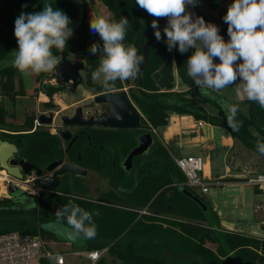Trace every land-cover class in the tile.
<instances>
[{
	"label": "trees",
	"instance_id": "1",
	"mask_svg": "<svg viewBox=\"0 0 264 264\" xmlns=\"http://www.w3.org/2000/svg\"><path fill=\"white\" fill-rule=\"evenodd\" d=\"M98 1L110 11L109 17L112 19L119 21L122 16L128 19L125 45H135L139 50L144 30H149L154 37L143 71V91L129 88L130 97L141 113V124L137 129L88 126L86 133H80L70 147L65 148L56 134L43 130L41 125L33 133H4L14 139L18 155L30 162L45 168L55 159H66L84 169L92 170L107 181L109 188L99 191L97 198H91L87 195L89 187L85 183V177L66 174L61 177L59 188L43 197H27L24 202L19 200L18 195L2 198L0 234L18 231L39 236L46 241H56L51 233L40 228V224L56 220L55 211L72 200L94 213L93 220L97 226L95 239L86 240L85 248L75 250L90 251L107 247V254L120 260L121 264H264V239L221 228L216 212L204 196L186 184V177L175 164L172 150L162 144L155 134L152 133L154 143L148 152L134 157L129 171L122 166L124 158L137 144L138 135L166 125L169 112L191 115L196 120L226 128L234 139L264 158L256 148L258 141L264 143V108L257 102L241 100V104L248 106L247 112L239 108L236 119L242 124L238 131H233L227 124L225 111L218 103L219 99H226L218 93L212 94L217 97L215 100L202 95L194 81L188 77L186 62L192 53L191 49L183 54L178 48L171 51L177 75L188 88L176 91L173 90L174 85L170 89L158 86L154 74L164 64L169 53L163 34L164 27L158 22L162 39L157 41L151 27L152 16L141 9L136 0ZM46 4L64 11L72 21L70 27L73 29V36L67 41L62 53L53 49L54 54L61 56V60L69 54L84 56L83 73L86 84L95 92L109 93L102 88L101 82L92 81V72L99 65V55L91 54L89 49L93 43L102 45V40L98 34L90 31L89 20L94 18L86 0H0V96L14 101L17 96H35L38 91L52 96L63 90L59 84L43 82L44 78H55V72H52L33 75L35 86L27 93L21 73L10 63L7 67L4 66V61L10 62L12 52L18 48L14 36L15 19L21 12L41 11ZM218 4L219 0H198L194 7L195 14L203 17L206 23H213L205 16L202 8L212 9ZM79 10L81 16L72 27ZM1 19H5L10 31L2 26ZM218 27L220 35L228 34L227 26ZM147 38L148 34H145L144 42ZM132 84L138 86V75L134 80H118L112 91L117 92L124 85L130 87ZM191 93L214 107L217 112L213 114L204 106L198 105ZM45 106L54 107L51 103H45ZM7 114L8 110L1 103V124H5ZM34 120L35 114H25L21 123L24 130L32 129ZM223 180L246 181L247 178ZM183 188L197 196L205 209L185 194ZM19 194L25 195L23 191ZM73 197L78 199L73 200ZM33 201L35 206L29 207ZM144 207L153 214L140 215L137 210ZM63 223L67 224L66 220ZM166 223L168 226H164ZM206 241L214 244L215 250L206 246ZM39 264L55 263L50 259L40 258ZM95 264H108V261L101 256Z\"/></svg>",
	"mask_w": 264,
	"mask_h": 264
},
{
	"label": "clouds",
	"instance_id": "2",
	"mask_svg": "<svg viewBox=\"0 0 264 264\" xmlns=\"http://www.w3.org/2000/svg\"><path fill=\"white\" fill-rule=\"evenodd\" d=\"M136 4L154 17L151 27L157 41L162 39L159 19H166L163 28L169 52L178 48L181 54L194 49L187 58V75L204 96L217 99L213 93L222 94L225 88L235 86L241 99L254 101L264 108V0H233L223 16L227 24V41L220 35L219 27L205 22L201 16L187 11V5L195 7L198 0H136ZM143 22V21H142ZM72 21L62 10L46 4L41 11L21 12L14 21V36L18 48L12 52L9 63L23 76L57 71L67 41L73 36ZM90 31L98 34L102 45L93 43L90 53L99 55V65L92 72L94 80L111 92L116 82L134 80L143 62V56L135 45H125L128 19L119 21L98 16L89 20ZM73 57V61H74ZM218 59L219 62H216ZM225 111L228 126L238 131L242 122L236 119L239 105L219 99ZM117 118H119L117 114ZM259 154L264 155V143L257 142ZM30 195H36L33 190ZM21 202L27 196L17 194ZM62 195V193H57ZM78 199V197H73ZM35 206V202L29 207ZM98 215V213H95ZM93 212L87 211L72 200L55 211L58 222L66 220L73 239H95L97 226ZM97 257L93 256L95 260Z\"/></svg>",
	"mask_w": 264,
	"mask_h": 264
},
{
	"label": "rangeland",
	"instance_id": "3",
	"mask_svg": "<svg viewBox=\"0 0 264 264\" xmlns=\"http://www.w3.org/2000/svg\"><path fill=\"white\" fill-rule=\"evenodd\" d=\"M90 5L92 7L93 17L98 16H106L109 17L111 15L110 11L98 0H89ZM166 39V38H165ZM73 57L75 58L74 61H83L84 56L76 55V54H69L65 56V58L73 61ZM216 62H219L218 59ZM82 76V82L78 85L76 91L74 93H69V91L64 90L61 94L66 96L67 103L71 102L70 106L61 108L60 106H56L54 109V122L52 125H43V130L49 129L53 133H55L63 146L65 148L66 143L65 141L58 135V130L62 128L61 123V116L62 115H72L74 109L77 106H82L90 101L93 100V97L87 98L86 95L94 92L93 88H90L85 81L83 71L80 72ZM24 86L27 93L32 91L34 86V77H25L23 76ZM52 79L44 78V83L49 82ZM94 82L100 83L98 80H94ZM54 83H56V79L54 78ZM173 90L176 91H184L187 89V85H184L180 79L176 78V71L174 68V80H173ZM127 92V88H125ZM41 91H38V94ZM33 94V93H32ZM37 95V94H36ZM227 101H234L239 105V108L247 112L248 106L246 104H241V99L236 95L235 86H230L225 88L221 94ZM191 96L195 99L196 103L200 106H204L209 110V112L215 114L217 111L211 105L205 103L202 99L198 98L195 94L191 93ZM245 99V98H244ZM0 104L2 103L4 107L8 110V114L4 118V123H0V129H6L10 132L15 133H26L27 130H24V127L21 125L24 115L31 112L30 109H33L35 104L34 95H30V97H15L14 101H11L8 97H4L0 99ZM89 114L95 112H100V107L97 109H86ZM85 110V111H86ZM170 117L172 121L168 125L161 126L157 128V135L155 134L156 138L161 141L162 144L168 147V139L170 141H177L176 135L180 133L182 137V142H176L174 148H172L173 157L176 158L178 155H199L202 158V171L200 172V176L203 181L209 183L208 192L207 193H200L201 196H204L205 200L213 205H217L218 210L216 212L218 217V225L228 231H236L241 232L246 235L264 238V226L261 225V220H264V213L258 206L259 203L262 201V195L257 192H252L251 188L248 186H241V185H213V183L218 180L217 176L224 171V165L230 163L237 164L240 169L246 171L247 168L253 169L256 172L264 171V158L258 156L257 154L253 153L251 150L247 149L241 142L237 139H234V143L228 144L225 143V138H229V133L227 129L223 128H215V129H208L205 127V132L210 137L206 140L205 143H201L199 145L202 146L203 144L209 146V149L200 150L198 148L186 149V142H189L190 137L188 135H196V132L201 134V130L204 127L202 123L198 124L197 122H193L192 120H187L184 122H176L177 113L170 112ZM194 124H193V123ZM180 124V127H179ZM182 125V128H181ZM67 128L72 134L76 132L75 129L72 127H65ZM178 129H186L188 130L185 134L181 131H177ZM204 130H202L203 133ZM177 132V133H175ZM183 134H185L183 136ZM217 134V135H216ZM11 135V134H10ZM202 135V134H201ZM203 136V135H202ZM198 137L196 136V139ZM188 140V141H187ZM198 140H196L197 142ZM193 143H196L194 140ZM234 144V147H233ZM169 148V147H168ZM230 150L232 151L230 153ZM237 152V153H236ZM224 153H229L228 155H223ZM175 155V156H174ZM173 158V159H174ZM66 162V159L64 160ZM245 176V173H242ZM247 176V175H246ZM245 176V178H246ZM5 178V177H4ZM30 178V177H28ZM3 177L0 178V199L2 198H11V195L8 194L6 191V187L3 184ZM17 184L23 187L24 192L30 193L31 191H35L37 194V190L31 186L30 183L16 181ZM85 183L89 187V191L87 195L91 198H97L98 192L101 190H107L109 188L108 183L106 180L100 178L96 173L92 170H88V173L85 178ZM29 187V188H28ZM226 203V205H225ZM170 225V224H169ZM164 226H168V224H164ZM171 226V225H170ZM205 245L210 247L211 249L215 250V245L210 243L209 241L205 242ZM46 249L50 251L61 252L65 257V264H91L84 256L76 255L72 252L76 250L73 249L67 243L60 242V241H47ZM107 259L108 264H121L120 260L116 259L115 257H111L107 254V252L102 256ZM30 264H39V262H31Z\"/></svg>",
	"mask_w": 264,
	"mask_h": 264
},
{
	"label": "water",
	"instance_id": "4",
	"mask_svg": "<svg viewBox=\"0 0 264 264\" xmlns=\"http://www.w3.org/2000/svg\"><path fill=\"white\" fill-rule=\"evenodd\" d=\"M186 7L188 12L194 14L193 18H195L196 14L194 7L192 5H187ZM80 16L81 11L79 10L76 21L72 27L76 25ZM152 18L154 19V17ZM158 22L162 25L167 24V20L163 18L159 19ZM1 24L7 31H10V27L5 22V19H1ZM145 34H148V38L144 42ZM221 36L225 41L229 39L228 34ZM153 40L154 37L149 30H144L142 32L141 48L139 49V54L143 56V62L140 65V71L138 73L137 89L139 91H143L141 88L143 71L148 59V50L150 45L153 43ZM174 65L172 53L169 52L166 55L164 64L154 74V79L158 86L170 89L174 85ZM83 67V61H71L67 58L62 59V62L57 66V71L55 72L56 84L60 83L63 90L74 93L78 85H80L82 82L80 71L83 69ZM101 105H105V109L103 111H94V113L89 114L86 110H94ZM117 114L119 118H117ZM36 119L39 125H52L54 122V112L49 111L39 114ZM60 120L63 127L58 130V134L62 139L70 141V147L72 142L77 138V135L72 136V133L65 127L91 125L111 129H137L141 124V114L131 103L125 93L109 92L95 95L92 101L82 106H77L74 109L72 115H62ZM153 143L154 138L150 131L138 135L137 144L130 150V152L122 161L123 168L126 171H129L133 165V158L147 153ZM16 152L17 146L15 143L0 138V170L4 171L8 175L14 176L17 179H21L23 175L20 172L17 164L23 166L25 173L33 168L34 165L25 162L22 159H9L13 158ZM46 170L52 172V174L50 176H44L43 178L35 181V185L41 189V194H44L48 191H55L60 185V176L64 174H87L86 169L74 163L64 162L61 159H56L49 163L46 167ZM37 173L41 174V171L37 170ZM182 190L185 194L191 197L194 201L198 202L205 209V205L197 196L193 195L185 188ZM7 191L8 193L15 194L18 192V188L16 185L10 184ZM40 228L45 232L51 233L56 241L70 244L73 249H82L86 246V240L82 237L76 239L71 237L69 234L70 230L65 223L52 220L41 223Z\"/></svg>",
	"mask_w": 264,
	"mask_h": 264
},
{
	"label": "built area",
	"instance_id": "5",
	"mask_svg": "<svg viewBox=\"0 0 264 264\" xmlns=\"http://www.w3.org/2000/svg\"><path fill=\"white\" fill-rule=\"evenodd\" d=\"M39 125L37 119L34 120V126ZM151 133L157 135V129L152 128ZM175 164L184 173L186 184L197 192L206 193L209 183L203 181L200 172L202 171V158L199 155H182L174 158ZM247 183L255 187L262 195L260 207L264 212V173H258L254 176L246 177ZM216 180L213 184H219ZM133 211V210H132ZM141 215H152L147 208L137 210ZM264 226V220L262 221ZM264 239V238H263ZM47 241L39 236L23 234L18 231L4 232L0 234V264H30L33 261L39 262L40 258H47L55 264H65V258L62 253L46 249ZM107 251V247L98 250L80 251L76 250L74 254L85 256L91 264H95L98 259ZM93 256L97 258L94 260Z\"/></svg>",
	"mask_w": 264,
	"mask_h": 264
},
{
	"label": "crops",
	"instance_id": "6",
	"mask_svg": "<svg viewBox=\"0 0 264 264\" xmlns=\"http://www.w3.org/2000/svg\"><path fill=\"white\" fill-rule=\"evenodd\" d=\"M86 2H87V5H88V7H89V9H90V12H91V15H92V17L94 16L93 15V12H92V7H91V5H90V2H89V0H86ZM233 2V0H219V4H218V6L216 7V8H208V7H203L202 8V10H203V12H204V14H205V16L210 20V21H212L213 23H215L216 25H218V26H227V24L224 22V20H223V16L226 14V11H227V8H228V6L231 4ZM93 18H95V17H93ZM194 51V49H191V52H193ZM174 67H175V65H174ZM175 71H176V67H175ZM21 76H22V82H23V86H24V80H23V75L21 74ZM178 77V75H177V71H176V78ZM93 78V77H92ZM179 78V77H178ZM54 78H52V80H50L49 81V83L50 84H56V83H54ZM93 81V80H92ZM181 81V80H180ZM94 82V81H93ZM97 83V82H96ZM34 86H35V83H34ZM34 86H33V88H34ZM129 86H126V85H124V89L125 88H128ZM24 88H25V86H24ZM32 88V89H33ZM91 88V87H90ZM186 90V89H185ZM64 90H61L60 92H58V93H54L52 96H48V95H46V94H44V93H42V92H40L39 94L37 93V95H35L34 96V98H35V104H34V106H33V109H30L31 110V112L30 113H28V114H35V119L37 118V116L39 115V114H42V113H46V112H49V111H54V109L53 108H48V107H46L45 106V103H51V104H53L54 106H60L61 108H63V107H67V106H70L71 105V102L70 103H67L66 101H64L65 99H66V96L63 94H61L62 92H63ZM64 93V92H63ZM70 93V92H69ZM97 94H100V93H98V92H92V93H90V94H88V95H86V97L87 98H91V97H93V96H95V95H97ZM18 97V96H17ZM20 97H22V98H24L25 96H20ZM26 97H30V96H26ZM2 98H4V97H2V96H0V99H2ZM7 98V97H6ZM246 99V98H245ZM1 101V100H0ZM55 108V107H54ZM170 113V112H169ZM25 116V115H24ZM177 118H176V122H178V120L180 121V122H184V121H187V120H192L193 122H197L198 124H200V123H202V125L204 126L203 128H202V130H204L203 131V133H202V130H201V134L203 135H201L199 132H196L195 134L196 135H194V134H192V135H188V137H190V139H189V142H186V149L187 148H189V149H192V148H198L199 147V145L201 144V143H205L206 142V140H208L209 138L208 137H210L208 134H206V132H205V127H208V129H215V128H218V126H214V125H211V124H209V123H206V122H204V121H199V120H196V119H194L191 115H187V114H178L177 113ZM172 121V118L170 117V115H168V125L170 124V122ZM192 122V123H193ZM194 124V123H193ZM179 127H180V124H179ZM181 128H182V125H181ZM220 128H223V127H220ZM223 129H226V128H223ZM1 130H3V129H1ZM4 131H7L6 129H4ZM177 131H181V132H183L184 133V131H185V134L187 133V131L188 130H184V129H178ZM227 131H228V133H229V138H225V143L226 144H228L229 142H230V144H232V143H234V138L231 136V134H230V132H229V130L227 129ZM10 132V131H9ZM175 133H177V132H175ZM185 134H183V136L185 135ZM217 135V134H216ZM196 136L198 137L197 139H196ZM176 137H177V141H170L169 139H168V147L171 149V150H173L172 148H174V144L176 143V142H182V137L180 136V133H178V135H176ZM195 141L196 142V140H198L196 143H193L192 141ZM188 141V140H187ZM233 147H234V144H233ZM199 149L200 150H208L209 149V146H207V145H205V144H203L202 146H200L199 147ZM232 151L230 150V153H231ZM237 153V152H236ZM254 153V152H253ZM223 155H228L229 156V153L227 154V153H224ZM175 156V155H174ZM179 156V155H178ZM231 165H228V164H225L224 165V171H223V173H221V174H219L218 176H217V179H218V182H220L219 184H213V185H220V186H223V185H229V184H231V185H241V186H248V187H250L251 188V191L253 192H257V193H259V191L255 188V187H253L252 185H250V184H248L247 183V181H245V180H230V181H225V180H223L224 178H245V176L246 177H250V176H254L255 174H258V173H264V171H262V172H256V171H254L253 169H249V168H247L246 169V171H244L243 169L241 170L240 169V167L237 165V164H235V163H230ZM242 173H245V176L244 175H242ZM208 192V191H207ZM206 192V193H207ZM261 203V202H260ZM260 203H259V207H260ZM211 207H212V209L215 211V212H217V210H218V207H217V205H211V204H209ZM225 205H226V203H225ZM260 209H261V207H260ZM262 210V209H261ZM262 212H263V210H262ZM264 213V212H263ZM262 221L263 220H261L260 222H261V225H262ZM67 245H70V244H68L67 243ZM71 246V245H70ZM59 253H61V252H59ZM73 254H74V252H72ZM83 256V255H82ZM85 257V256H84ZM65 258V257H64ZM86 258V257H85ZM87 259V258H86ZM88 260V259H87ZM89 261V260H88ZM33 262H35V261H33Z\"/></svg>",
	"mask_w": 264,
	"mask_h": 264
},
{
	"label": "flooded vegetation",
	"instance_id": "7",
	"mask_svg": "<svg viewBox=\"0 0 264 264\" xmlns=\"http://www.w3.org/2000/svg\"><path fill=\"white\" fill-rule=\"evenodd\" d=\"M162 25V24H161ZM166 24H164V25H162V27H164ZM84 61V60H83ZM81 71H83V69L81 70ZM80 71V72H81ZM81 74V73H80ZM59 85L61 86V84L59 83ZM129 88H133L132 90L133 91H139L138 89H137V86L136 85H131L130 87H128L127 88V92L125 91V89H124V86L122 87V88H119V89H117L116 91L117 92H121V91H123V93H125L126 94V96L128 97V99L131 101V103L135 106V104H134V102L132 101V99H131V97H130V90H129ZM112 92H114V91H112ZM54 107H56V106H54ZM53 107V108H54ZM100 107V110L101 111H103L104 109H105V105H101V106H99ZM135 108L138 110V108L135 106ZM139 111V110H138ZM139 113H140V111H139ZM141 114V113H140ZM38 126V125H37ZM37 126H34L32 129H29V130H27L26 131V133H33L35 130H36V128H37ZM40 126V125H39ZM42 127H43V125H41ZM88 126H91V125H85V126H71L73 129H75L76 130V132L74 133V134H72V136H74V135H77V137H78V135L80 134V133H86V130H87V127ZM97 127H99V126H97ZM51 134H55V133H53L52 131H50L49 129H47ZM4 133H7V134H15V132H9V131H4V130H1L0 129V138L1 139H3L4 137H6L7 139H3V140H8V141H11V142H13V143H15L14 142V139L11 137V136H6ZM72 133V132H71ZM59 135V134H58ZM64 140V139H63ZM65 141V143H66V146L67 147H69V143H70V141L68 140V141H66V140H64ZM73 143V142H72ZM15 145L17 146V144L15 143ZM65 146V147H66ZM9 159H22V160H24L25 162H28V163H30V164H32V165H34V167L33 168H31L27 173H25L24 172V168H23V166H21L20 164H17V166L19 167V169H20V172L22 173V178L21 179H17V178H15L14 176H11V175H8V174H6L5 172V178L3 177V184L5 185V187H6V191L8 190V187H9V185L10 184H14V185H16L17 186V188H18V192L17 193H15V194H11V193H8V194H10L11 195V197H14V196H16L18 193H20L22 190H23V187L21 186V185H19V184H17L16 183V181H20V182H26V183H30L31 184V186H33V188L34 189H36L37 190V194L36 195H34V197H38V198H40V197H43L46 193H48V192H55V191H48V192H46V193H44V194H41V189H39L36 185H35V181L36 180H38V179H40V178H43L44 176H47V175H51L52 174V172H49V171H47L46 170V167H47V165L45 166V168H43L42 166H38V165H36V164H34V163H32V162H30L29 160H27V159H25V158H23V157H21V156H19L18 155V147H17V152L15 153V155H14V157L13 158H9ZM56 160V159H55ZM54 161V160H53ZM64 161V160H63ZM52 162V161H51ZM50 162V163H51ZM66 162H68L67 160H66ZM69 163H71V162H69ZM49 164V163H48ZM74 164H76V163H74ZM79 166V165H78ZM81 167V166H80ZM83 168V167H82ZM37 170H40L41 171V174H38L37 173ZM87 170V169H86ZM0 172H2L1 170H0ZM87 173H88V170H87ZM64 175H66V174H64ZM64 175H62V176H64ZM68 175H75V174H68ZM86 175L87 174H85V175H76V176H80V177H85L86 178ZM62 176H60V180H61V177ZM28 177H30V178H28ZM61 182H62V180H61ZM61 182H60V185H61ZM59 185V186H60ZM29 188V187H28ZM8 192V191H7ZM24 192V191H23ZM25 193V196H27V197H33L32 195H30V194H28V193H26V192H24ZM112 206H117L118 207V205H115V204H112ZM132 210H135V209H132Z\"/></svg>",
	"mask_w": 264,
	"mask_h": 264
},
{
	"label": "bare ground",
	"instance_id": "8",
	"mask_svg": "<svg viewBox=\"0 0 264 264\" xmlns=\"http://www.w3.org/2000/svg\"><path fill=\"white\" fill-rule=\"evenodd\" d=\"M5 177L4 171L0 172V178Z\"/></svg>",
	"mask_w": 264,
	"mask_h": 264
}]
</instances>
